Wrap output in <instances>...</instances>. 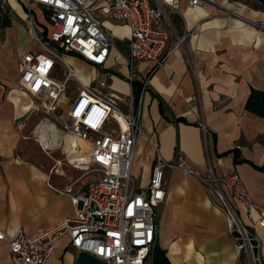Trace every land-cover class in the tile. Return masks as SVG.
<instances>
[{
    "label": "crops",
    "instance_id": "1",
    "mask_svg": "<svg viewBox=\"0 0 264 264\" xmlns=\"http://www.w3.org/2000/svg\"><path fill=\"white\" fill-rule=\"evenodd\" d=\"M39 6L0 0V232L6 235L20 228L33 235L73 216L76 206L72 193L88 181L84 169L68 158L65 133L56 136L48 131L51 146H43L36 130L42 123H51L48 118L32 127L31 135L41 147L38 154L32 158L22 155L28 148L21 144L23 132L38 110L36 106L28 110L32 114L19 121L28 112L18 110L20 93L30 97L17 89L20 62L25 54L40 51L35 49L37 37H48L52 29L48 12ZM164 9L171 25L162 18L158 26L170 32L167 49L176 42V36L190 35L163 66L153 69L152 61L137 64L140 84L152 72L148 91L143 94L141 123L167 161L179 153L199 177H187L180 169L166 171L167 198L156 210L157 243L171 264H237L225 215L200 177H207L210 171L220 177L238 174L250 195L264 204V117L246 109L252 89L264 90V30L252 24L264 23V8L257 0H206L195 6L190 0H179L177 11L168 5ZM96 13L105 17L99 9ZM103 26L123 42L122 47L112 52L104 68L80 58L78 61L96 72L93 84L109 73L107 81L113 88L123 94L133 93L127 81L129 29L115 20ZM152 92L162 98L166 117ZM174 118L182 121L176 124ZM235 148L239 149V159L245 161L235 162L233 154L226 155ZM135 164L145 168L140 185L145 188L155 165V150L145 138L138 141ZM235 205L244 222L260 237L264 259V230L257 226V216L250 218L244 208ZM76 257V250L64 237L49 264H76ZM10 263L8 241L0 239V264Z\"/></svg>",
    "mask_w": 264,
    "mask_h": 264
},
{
    "label": "built area",
    "instance_id": "2",
    "mask_svg": "<svg viewBox=\"0 0 264 264\" xmlns=\"http://www.w3.org/2000/svg\"><path fill=\"white\" fill-rule=\"evenodd\" d=\"M22 1L27 7L42 5L52 29L48 37H37L38 53L24 55L17 89L42 101L37 108L54 116L63 133L82 141L89 163L85 168L77 165L86 175L97 174L99 178L87 181L72 193L76 206L73 216L33 235L21 228L13 235L0 232V239L8 241L10 264H49L64 237L77 254L87 252L108 264H146L157 242L156 210L167 198L166 171L180 169L189 177L199 174L179 153L173 161H167L141 123L143 94L148 91L152 72L141 79L142 92L136 101L132 92L123 94L108 83L109 73L97 84L88 86L63 54L76 55L104 68L112 52L119 51L114 33L103 26L96 13L99 9L105 17L129 29L127 81L132 86L137 80L138 63L152 61L153 69L163 66L190 35L188 32L176 36V42L167 49L170 32L158 26L162 18L171 25L164 6L177 11L179 0ZM204 3L206 0H190L192 6ZM252 24L259 31L264 30V23ZM58 62L65 66L63 80L56 78ZM71 80L79 82L82 88L69 104L65 117L60 104ZM201 127L207 131L204 125ZM142 138L155 150L153 173L145 188L137 187L132 173L137 144ZM78 146L76 152L81 150ZM201 183L211 186L208 191L217 195L216 205L225 215L237 264H264L260 237L244 222L235 205L244 208L250 218L256 215L257 226L264 230V204L250 195L238 174L220 177L211 172Z\"/></svg>",
    "mask_w": 264,
    "mask_h": 264
},
{
    "label": "rangeland",
    "instance_id": "3",
    "mask_svg": "<svg viewBox=\"0 0 264 264\" xmlns=\"http://www.w3.org/2000/svg\"><path fill=\"white\" fill-rule=\"evenodd\" d=\"M250 3H252L253 0H248ZM39 8H42V6H39ZM37 17L40 18L41 17V13L39 11H37ZM99 19L101 20V22L108 26V24L111 22H113V19L109 18V17H99ZM115 23V22H114ZM117 24V23H116ZM121 31H123L122 35L123 37H126V33L125 32V29H122ZM116 39V38H115ZM123 42L122 41H119L118 39H116V47L117 49L119 50L120 47H122V44ZM35 49H39V45L36 44L35 46ZM37 51V50H36ZM63 57L65 58V60L70 63L77 71V74L81 76V78L83 79L84 83L87 84L88 86H91V84L95 83L97 81V74L95 71L92 70V68L90 67H86L85 65H82V63H80L78 61L79 57H77L76 55H73V54H63ZM61 62H58V71L56 73V78H58L59 80H63L64 79V72H65V66L62 64H59ZM100 73L101 72H104L102 71L101 69H99ZM95 85V84H93ZM18 88V87H17ZM82 88V85L77 82L76 80H71L70 84L68 85V88L65 92V95L62 97V100H61V108L63 109V113H64V116L67 117V111H68V108H69V104L73 101V99L76 97V95L78 94V91L79 89ZM31 97V96H30ZM32 98V97H31ZM34 103H35V106H39L41 105L42 101L38 100V99H35V98H32ZM37 112H35L32 116H31V123L29 125V127L24 130V136H22V147H28V148H25L24 150H22V155H24V157H35V154H38L39 152V149H41L40 145L37 143L35 137L33 135H31V132H32V127H34L35 124L39 123L41 120H45L46 118L49 119V121H51V123H53L57 129H58V132H62L61 130V125L58 124L56 121H55V117L52 116H48L46 115L41 108H37ZM63 133V132H62ZM27 139H26V138ZM27 144H29V146H27ZM60 155L59 154H55L54 157H59ZM139 160H140V157H139ZM82 167H86L85 166H82ZM132 173L135 177V181H136V184H137V187H140V185H142L144 183V176H145V168L143 166H140L138 164H135L133 166V170H132ZM211 173V171H210ZM209 173V174H210ZM85 175H86V172H85ZM189 177V176H187ZM99 176L97 174H91V175H86V181H90V180H96L98 179ZM205 178V177H200V181H202V179ZM205 186V185H204ZM207 189H211V186H205ZM209 195L211 198H213L212 200L215 202V203H218V198H217V195L214 194L213 191H210L209 192ZM157 215H158V212H157ZM152 263V259L151 257H149L148 261L146 264H151Z\"/></svg>",
    "mask_w": 264,
    "mask_h": 264
},
{
    "label": "trees",
    "instance_id": "4",
    "mask_svg": "<svg viewBox=\"0 0 264 264\" xmlns=\"http://www.w3.org/2000/svg\"><path fill=\"white\" fill-rule=\"evenodd\" d=\"M261 7L264 8V0H257ZM133 94L135 96V100L138 101L142 92V84H140L137 80L133 82ZM139 87V88H138ZM150 90V89H149ZM154 98H157L160 101V111L161 114L166 117L165 109H164V103L162 101V98H160L155 92L151 93ZM246 109L250 112H253L254 114L264 117V90H257L252 89L251 95L247 101ZM182 121L179 118H174V122L180 123ZM239 149L235 148L229 152H227L226 155L233 154L234 161L235 162H243L245 160L239 159ZM264 170V169H263ZM150 257L152 259V264H171L169 259L166 256V251L161 248L159 243L156 242V245L153 249V251L150 254Z\"/></svg>",
    "mask_w": 264,
    "mask_h": 264
},
{
    "label": "bare ground",
    "instance_id": "5",
    "mask_svg": "<svg viewBox=\"0 0 264 264\" xmlns=\"http://www.w3.org/2000/svg\"><path fill=\"white\" fill-rule=\"evenodd\" d=\"M80 78H81V76H80ZM81 80L83 81L82 78H81ZM24 96H25L26 99L22 100V97H24ZM17 105H18V110H19L20 113H24V112H26L28 110H32L35 107L34 101H32L30 97H28L27 95L22 94V93H20V98H18ZM48 131H51L56 136H59L58 129H56V127L52 123H42V124H40L37 127V130H36L37 136L39 137V139L41 140L43 146H45V147L51 146L50 142L48 140L49 138L47 137ZM63 137L65 139V143H66L65 149L68 152L69 160H71V162L76 163L78 165H81V166H85L86 165L87 166V164L89 163V157L85 154L86 147L83 145L82 141L78 140L72 134L65 133L63 135ZM74 144H80L81 145V150L78 151V152H74L73 151V145Z\"/></svg>",
    "mask_w": 264,
    "mask_h": 264
},
{
    "label": "water",
    "instance_id": "6",
    "mask_svg": "<svg viewBox=\"0 0 264 264\" xmlns=\"http://www.w3.org/2000/svg\"><path fill=\"white\" fill-rule=\"evenodd\" d=\"M30 114H32L31 111L24 113V115H22L19 118V121L26 120L30 116ZM74 145H75L76 149L79 147L78 144H74ZM76 264H108V263L100 260L99 258H97L94 255H91L87 252H80L77 254Z\"/></svg>",
    "mask_w": 264,
    "mask_h": 264
}]
</instances>
